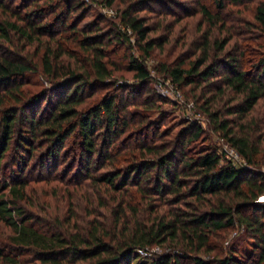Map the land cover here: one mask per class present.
Masks as SVG:
<instances>
[{"label": "trees", "instance_id": "trees-1", "mask_svg": "<svg viewBox=\"0 0 264 264\" xmlns=\"http://www.w3.org/2000/svg\"><path fill=\"white\" fill-rule=\"evenodd\" d=\"M253 1L254 20L245 28L262 35L263 48L242 36L224 52L234 28L220 11ZM153 4L185 8L176 0H128L120 19L142 56L170 41V34L148 36L153 29L139 12ZM216 5L214 13L200 2L208 26L187 46L194 58H172L159 69L193 96L249 165L261 167L264 0ZM87 6L85 0H0V223L10 229L7 237L0 233V264H131L138 249L156 244L180 247L192 264H212L200 254L219 250L214 239L236 223L255 239L253 264H264V171L238 166L217 147L191 146L205 132L198 123L176 137L161 132L148 112L168 99L150 86L151 71L132 52L127 32L113 21L102 27L100 18L82 24ZM215 27L220 34L214 36ZM246 50L256 54L248 66ZM123 69L135 82H118ZM38 72L53 85L29 96L27 78ZM101 89L108 92L97 94ZM125 91L146 94L129 101ZM74 146L78 155L59 172ZM52 179L76 190L63 210L43 203L44 215L35 212L31 183ZM180 261L172 253L152 258V264ZM216 261L240 263L233 256Z\"/></svg>", "mask_w": 264, "mask_h": 264}, {"label": "rangeland", "instance_id": "rangeland-1", "mask_svg": "<svg viewBox=\"0 0 264 264\" xmlns=\"http://www.w3.org/2000/svg\"><path fill=\"white\" fill-rule=\"evenodd\" d=\"M182 4L171 5L170 7H164L163 5H149V8L143 9L139 12L140 15H144L147 18V23L153 29L149 32V38L162 39L166 34H170V41L165 44L164 50H159V47L153 50L152 54L142 56L139 49H137V38L133 31L129 29L122 21V9L128 5V0H115L113 5L107 4L105 0H85L88 4L87 16H85L82 24L93 19H101L100 25L104 28L109 26L110 21L115 22L130 38V42L133 45L132 52L136 56H140L146 66L150 69L153 81L152 86L155 91L168 99L169 102L160 103L158 109L148 112L149 119L153 120L158 129L161 132H169L170 137H176L181 130H183L190 123H198L205 129L202 138L194 141L191 146L196 145L197 148L204 146L217 147L218 151L223 154L225 149L234 148L226 137L221 135L210 124V119L207 113L200 108L196 100L192 95L185 93V90H181L177 84H175L170 78L165 77L164 73L160 71L159 67L163 61L171 60L172 58H180L187 56L188 61L194 57H190V53L185 52L191 39H194L195 35L200 33L208 26L206 22L203 23L202 13L199 11V5L206 3L212 12H218L216 0H176ZM256 1L248 2L240 5L228 4L223 11H220L225 18L227 25L233 27V35L229 44L226 46L224 52L232 51L233 46L242 36L247 38L249 44H252L255 50H261L263 46L260 42H263L262 35L258 32L253 33L245 28L247 22L253 21L255 16L254 5ZM170 3V2H169ZM175 12V13H172ZM187 12V13H186ZM80 14V13H79ZM103 17V19H102ZM177 17L180 18L177 20ZM202 23L201 26L199 24ZM200 27V28H199ZM219 27V26H218ZM215 35L220 34L217 27H215ZM226 31H223V35H228ZM222 35V36H223ZM128 46V45H127ZM122 52V49H117L115 53L118 55ZM215 52V51H214ZM256 54L246 50L244 66H248L256 60ZM118 82L120 83H133L135 77L132 71L125 69L116 73ZM53 85V83L43 75L41 72L30 74L25 84V89L29 96L41 94L42 91ZM188 90V87H187ZM177 91L180 93V97L177 95ZM107 89H101L97 94H106ZM146 94V93H145ZM144 92L140 91H125L124 98L132 100H141L144 98ZM95 97V96H94ZM46 106V102L42 103V107ZM258 111L264 112V104H259ZM141 110V107H138ZM264 130V129H263ZM264 135V131H263ZM42 142V140L40 139ZM196 148V149H197ZM232 152V150L230 151ZM79 153L78 147L74 146L68 151V155H65V161L60 165L58 171L60 172L64 166L72 162ZM72 156V158H70ZM239 158H234V161L238 166L246 168H254L264 171V166L253 167L247 163V161L239 154ZM37 156L32 159V163L36 160ZM73 159V160H72ZM36 176V172L34 173ZM70 190V191H69ZM76 186L74 183L66 184L62 179H52L46 181H39L31 183V187L28 190L29 195L37 203V207H34L35 212H40L44 215V211L39 208L41 204L44 207H48L49 211L54 212V209L58 206L63 210L64 205L68 201L67 195L71 191H75ZM74 199V198H73ZM259 202L264 203V195L260 197ZM3 232V236L9 235L10 229L3 226L0 223V233ZM2 236V237H3ZM214 242L221 244V248L217 251L209 253H201L200 256L209 260L212 264H217L216 259L218 257H230L233 256L241 264H253L256 249L255 239L247 232L244 226L236 223L234 228L224 231L223 237L215 238ZM172 253L181 256L180 264H192L190 260L184 257L186 254L183 250L178 248H172L168 245H153L147 247L144 250L138 249L131 260V264H152V258L161 254ZM192 254V253H191ZM189 254L188 256H191ZM221 255V256H220ZM239 263V264H240ZM83 264H90L89 261L83 262Z\"/></svg>", "mask_w": 264, "mask_h": 264}, {"label": "built area", "instance_id": "built-area-1", "mask_svg": "<svg viewBox=\"0 0 264 264\" xmlns=\"http://www.w3.org/2000/svg\"><path fill=\"white\" fill-rule=\"evenodd\" d=\"M177 93V95L180 97V93H179V91H177L176 92ZM232 150V152H230ZM225 153H226V155L228 156V157H230V158H232L234 161H236L234 158L236 157V158H239L240 156H239V153H238V151L235 149V148H230V149H225V151H224ZM263 195H264V193L262 194V195H260V197H263ZM260 197H259V199H260Z\"/></svg>", "mask_w": 264, "mask_h": 264}]
</instances>
